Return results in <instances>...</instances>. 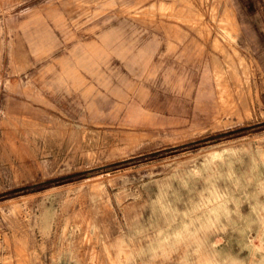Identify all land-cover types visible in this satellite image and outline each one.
Listing matches in <instances>:
<instances>
[{"label": "rangeland", "instance_id": "1", "mask_svg": "<svg viewBox=\"0 0 264 264\" xmlns=\"http://www.w3.org/2000/svg\"><path fill=\"white\" fill-rule=\"evenodd\" d=\"M0 0V264H264V0Z\"/></svg>", "mask_w": 264, "mask_h": 264}, {"label": "crops", "instance_id": "2", "mask_svg": "<svg viewBox=\"0 0 264 264\" xmlns=\"http://www.w3.org/2000/svg\"><path fill=\"white\" fill-rule=\"evenodd\" d=\"M226 2H227V6H228V8H229L228 1L226 0Z\"/></svg>", "mask_w": 264, "mask_h": 264}]
</instances>
